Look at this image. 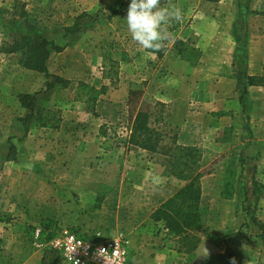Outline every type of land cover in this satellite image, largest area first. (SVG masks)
Wrapping results in <instances>:
<instances>
[{
	"label": "rangeland",
	"instance_id": "1",
	"mask_svg": "<svg viewBox=\"0 0 264 264\" xmlns=\"http://www.w3.org/2000/svg\"><path fill=\"white\" fill-rule=\"evenodd\" d=\"M100 3L104 0H0V46L20 35L52 40L62 49L50 52L46 66L50 73L65 80L48 93L43 73L20 66L15 54L0 53V264H57L55 254L42 244V240L61 229L85 236L99 233L102 237H121L132 255L131 264H150L149 254L155 253L139 248L138 241L143 243L142 247L146 246L145 241L158 242L165 256L172 257V264H186L196 260L195 250L202 239L219 248L211 255L229 247L241 256L244 264H264V238L255 224V221L264 222V188L258 198L251 194L252 178L264 183V87L246 86L243 93L246 76L260 74L264 67V0H232L234 5L229 7L228 14L234 16L233 19L229 16L228 33L225 37L203 39L211 52L203 55L201 61L199 59L196 70H193L195 65L193 69L175 65L178 55L174 40L159 53L143 49L131 39L126 16L110 15L111 4L107 8ZM161 3L165 4L166 0ZM76 25L77 31L65 30L74 29ZM192 39L197 40L193 36L185 40ZM179 76H184V81L180 82ZM171 77L173 88H167L163 81ZM78 81L97 83L99 87L104 84L110 91L118 88L121 82L123 85L134 83L133 88L141 89V98L149 103L150 124L161 135L160 147L171 150L165 155L128 143L131 121L127 119V106L114 101L109 118L100 125L106 132L101 144L106 141L107 149H102L107 151L111 164L117 153L122 157L121 163L133 154L141 161H149L146 164L149 177L162 172L173 179L176 190L185 181L180 175L192 176L195 170L181 171V166L175 165V156L179 154L175 145L197 149L202 228L194 232V237L199 239L193 250L194 257L188 251L195 243L194 237L187 240L166 234L162 223L150 218L158 205L151 212L148 209L134 211L135 204L143 201L140 198L143 194L139 197L129 192L127 197L109 198L107 210H101L103 196L100 191L78 195L67 187L71 183L55 180L56 173L63 170L74 172L87 167L88 172L99 173L93 167L98 155L94 158L79 156L76 150L81 142L85 144L82 149L89 148L85 128L94 125L87 114L80 116L77 113L80 109L72 107ZM107 90L105 93L109 92ZM25 92L35 93L36 97V119L31 120L32 128H55L61 124L69 132L72 127L76 128V133L74 129L73 133L66 134L70 140L67 137L61 140L66 143L63 147H52L59 167L41 160L44 166L39 164L32 169L26 194L30 198L43 197L41 203L46 205L48 212L38 221L33 220V224L25 222L23 229L12 231L19 236L10 245L7 243V221L17 216H7V195L15 186L18 188V182H7L5 158L10 144L15 147V157L11 161L17 158L15 143L22 139V132L16 134L13 127L19 123L18 117L28 112L18 106V94ZM167 93L170 101L158 99L159 95ZM90 112L97 116L95 110ZM9 123L13 125L14 135L7 134ZM36 135L40 138L48 134L44 131L43 136ZM114 147H119V152L115 150L113 155ZM138 166L136 169L141 176L145 171L144 163ZM227 176L233 180L234 199L223 194ZM107 185L116 189L120 184L109 179ZM138 185L140 191L150 189L142 180ZM125 187L129 189V184ZM94 193L96 195L92 196ZM55 205L59 206V213H51ZM67 217L69 223L81 221V226L66 224L63 227ZM137 223L140 224L137 233L128 229V225ZM36 228L41 231L40 238L34 235ZM129 235L136 237V243L130 241ZM7 255L12 262L7 263Z\"/></svg>",
	"mask_w": 264,
	"mask_h": 264
},
{
	"label": "crops",
	"instance_id": "2",
	"mask_svg": "<svg viewBox=\"0 0 264 264\" xmlns=\"http://www.w3.org/2000/svg\"><path fill=\"white\" fill-rule=\"evenodd\" d=\"M119 2L120 0H111L109 3L108 0H104V3L100 4L106 6L107 8L111 4L112 9H115L118 6ZM173 2L183 9L184 19L180 23L173 22L172 26L170 27V31L173 33L174 39L180 38L185 40L186 38H188V36H193L194 38H196L197 40L193 41L192 39L190 42L201 50V61L203 55L208 52H211L209 47L205 45V41L203 42V39H206L208 37H225L228 33V22L230 21L229 16L232 19L234 16L229 15L228 11L229 7L234 4L232 3V0H218L216 2H211L207 0H173ZM173 40L170 42V45ZM168 51L170 52V49L167 50V52ZM174 63L177 66H185L184 69H193V66L180 60L178 56L176 57ZM198 68L199 66L195 65L193 70H196ZM179 78L181 82L184 81L185 77L179 76ZM171 81H173V78L171 80L163 81V83L166 85L167 88H173V85H171ZM126 84L127 83L123 85L121 82L119 83L118 88H115L113 91L107 90L109 91L108 93L101 94L98 97L94 104V110L97 113V116L93 115L90 111H86L84 109L83 101H79L77 99L74 101L71 100V103L74 104L72 107L80 109L77 113L80 116L87 114V116L90 117V123L94 124L93 126L88 125L85 128V130H87L88 132L86 136V144L89 148H87L86 150L82 149L81 146L85 144L81 142V144H78L79 148H76V150H78L79 156L87 155L86 157L93 156L94 158V156L96 157V155H98L99 158L94 159L95 165L93 167H95L96 170L99 171V173H90L88 172L87 167H83L82 170H77L74 172L63 170V172L56 173L54 178L58 182L62 181L64 183H71V185L69 184L67 187L72 189L73 192L77 193L78 195H83L84 193H88L91 191H100L101 196H103V201L101 202V210H107L109 198H119L123 196L127 197L130 194L129 192H131V195H139V197L141 194H143L142 197H140L143 199V201H138L139 204H135L136 208L134 209V211L136 212V210L140 211L148 209V212H151L153 208H155L173 193V191L175 190V186L172 183L173 179L164 176L162 172L153 174L152 178L149 177L150 172L146 169V164L149 161H141V159H137L133 154L129 155V157H125L123 163H121L122 157L121 155H118L119 153H117L116 159L111 164V162L107 159V151L102 149V147L107 149V146H105L106 141H102V144H104V146L101 144V140L104 138L103 136L106 132L104 134H98L100 125H103V122H105V119H107V117L109 118L110 111L115 107L113 102L121 101L122 105H126L125 99H127V93L129 89L135 86L134 83H131L129 85ZM93 85L99 87L100 84L98 85L97 83H93ZM54 87L55 86L49 88L47 92L50 93ZM251 87L255 86L252 85ZM119 92H121V94H119ZM168 94L169 93L165 95H159L160 98L158 99L162 100V102L167 100L170 101ZM117 95H120L119 98L116 97ZM170 95L172 94L170 93ZM18 104V106H20L19 102ZM14 125L15 127H13V125H10V123L7 125V134L14 135V133H12L11 131V129L14 128L15 133L18 132L19 134V132H22V139L15 143L17 150L16 160H7V182H18V188H16L15 186L16 190L14 188V191H9L11 193L8 192L7 195V216H17V219L12 218L11 220L7 221V243L10 245H12V242L16 240L17 236H19L12 234V231L15 232L17 229H23L25 222L33 224L34 221H38L40 216L48 212V208H46V205L42 206L43 203L41 202H44L43 197L33 196L30 198L26 194V190L28 188V177L31 173H33L32 169L38 168L39 164L44 166V162L47 163L49 166L54 167L55 165L59 167V163H56V159L53 158L55 151L52 147H63L64 142H61V140H64V138L67 137L66 134L69 135L73 133L74 129L76 133V128L72 127V131L69 132L66 131L67 129L61 124L55 128L39 127V129H37L36 127L32 128L30 125L27 134L23 136L22 125L20 123H15ZM82 129L83 128H80V130ZM44 131L48 135L45 137L38 138L36 133L43 136ZM66 139L70 140V137L68 136ZM58 140L60 142H58ZM76 143H80V141H76ZM43 147H45L46 150L43 149ZM118 149L119 147H114L113 150H111V154L114 155L115 150L119 152ZM56 158H58V156ZM41 160H44V162H41ZM138 163H144L145 171L142 173L141 176L140 174H138L139 171L136 169L137 167H140L138 166ZM111 170H114V172L110 173L109 171ZM109 179L118 182L120 184L119 187L116 189L109 187L107 185ZM141 180L143 183L145 182L146 186L150 187V189H143L142 191L138 190V188H140L138 184ZM128 184L129 189H125V186ZM102 192H104V194H102ZM95 193L92 196H95ZM57 199L59 200V198ZM232 199H234V194L232 196ZM55 207L56 211L51 209V213L60 212L57 208L59 206L55 205ZM27 213L28 215L32 214L33 217H28ZM65 220L63 227L64 225L66 226V224H68L69 226L77 224L80 225L82 223L78 220L73 221V223H69L68 217ZM139 226V223H137L135 226L128 225V229H130L134 233H137ZM129 236L130 241L135 240L136 243V237L134 235ZM138 243H141V246H139V248H145L148 250L155 251L154 254H149L151 255V257H149L148 259L150 264H172V257H169V255L165 256L164 250L158 245V242L152 243L145 241V247H142V242L138 241ZM10 262H12V260L10 259V256L7 255V263Z\"/></svg>",
	"mask_w": 264,
	"mask_h": 264
},
{
	"label": "trees",
	"instance_id": "3",
	"mask_svg": "<svg viewBox=\"0 0 264 264\" xmlns=\"http://www.w3.org/2000/svg\"><path fill=\"white\" fill-rule=\"evenodd\" d=\"M216 2L218 0H207ZM130 0H120L118 6L110 12V15L118 14L121 16L127 15V7ZM84 15V14H83ZM80 15V16H83ZM78 25L74 29H65L66 31L73 32L78 30ZM174 48L180 60L188 63L191 66L197 64L201 57V50L194 46L192 43L180 39H174ZM62 46L48 40L44 37L40 39H33L29 35H20L12 39L11 42L5 43L0 46V53L15 54L17 63L25 69L33 70L43 73L46 81L45 87L52 88L57 84L65 83L60 76L50 73L46 66V61L51 51L58 52ZM262 86L264 87V67L260 74H249L246 76L244 90L246 86ZM107 86L102 84L100 87L85 82L78 81L74 89V99L83 101L85 109L94 112V104L101 94H104ZM142 90L138 88H131L128 91L126 106H127V119L131 121L129 127V134L127 142L133 144L141 149L151 152H159L167 154L170 148L162 149L159 145L161 135L159 131L150 124L151 111L148 109L149 103L141 98ZM242 98V96H241ZM18 101L21 107H24L28 112L18 117V122L22 125L23 136H25L31 125V120L36 119L35 113V93H19ZM160 104V103H159ZM162 104V103H161ZM40 124V123H39ZM42 125V124H41ZM105 131L101 126L99 134H104ZM179 154L175 156V165L181 166L183 170H195L192 176L180 175V178L185 180L184 183L177 188L172 195L162 201L150 214V218L154 222H161L162 228L166 234L173 236H180L182 238H193L194 232L202 228V212L200 209V196L201 189L198 182L199 171L197 166L199 158L195 154L196 148L192 146H181L176 144ZM15 157V147L10 144L6 160H13ZM192 171V172H193ZM251 194L258 198L261 194V189L264 188V183L251 179ZM233 180L226 178L224 183V196L226 198L232 197ZM260 229V236L264 238V222L255 221ZM48 234L46 237H50ZM195 243L190 246L188 251L194 257L193 250L195 249L199 239L195 238ZM55 258L57 259L56 255ZM244 264L241 256L229 247H226L222 253H216L205 257L201 260L188 262L186 264Z\"/></svg>",
	"mask_w": 264,
	"mask_h": 264
},
{
	"label": "built area",
	"instance_id": "4",
	"mask_svg": "<svg viewBox=\"0 0 264 264\" xmlns=\"http://www.w3.org/2000/svg\"><path fill=\"white\" fill-rule=\"evenodd\" d=\"M40 229L34 231L40 238ZM42 244L57 257V264H131L132 255L121 237H102L99 233L82 235L61 229Z\"/></svg>",
	"mask_w": 264,
	"mask_h": 264
},
{
	"label": "clouds",
	"instance_id": "5",
	"mask_svg": "<svg viewBox=\"0 0 264 264\" xmlns=\"http://www.w3.org/2000/svg\"><path fill=\"white\" fill-rule=\"evenodd\" d=\"M183 19V9L173 0H166L163 5L161 0H130L127 7L126 21L131 39L153 53L165 50L174 39L170 27Z\"/></svg>",
	"mask_w": 264,
	"mask_h": 264
},
{
	"label": "water",
	"instance_id": "6",
	"mask_svg": "<svg viewBox=\"0 0 264 264\" xmlns=\"http://www.w3.org/2000/svg\"><path fill=\"white\" fill-rule=\"evenodd\" d=\"M218 251L219 248L214 243L207 239H202L195 250V257L201 260Z\"/></svg>",
	"mask_w": 264,
	"mask_h": 264
}]
</instances>
